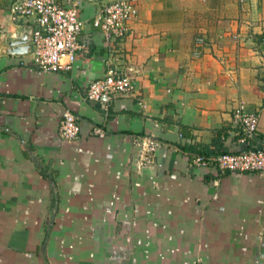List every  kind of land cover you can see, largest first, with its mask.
I'll use <instances>...</instances> for the list:
<instances>
[{"label":"crops","instance_id":"crops-1","mask_svg":"<svg viewBox=\"0 0 264 264\" xmlns=\"http://www.w3.org/2000/svg\"><path fill=\"white\" fill-rule=\"evenodd\" d=\"M76 1L88 19L113 0ZM9 3L0 0V264H264V175L195 168L186 148L223 129L236 151L239 104L258 113L264 144V18L244 21L231 0H141L115 64L135 91L91 104L87 87L107 67L99 37L68 69L43 72L10 52L29 22L10 20ZM65 112L78 120L72 142L58 133ZM143 136L161 146L139 167Z\"/></svg>","mask_w":264,"mask_h":264},{"label":"built area","instance_id":"built-area-1","mask_svg":"<svg viewBox=\"0 0 264 264\" xmlns=\"http://www.w3.org/2000/svg\"><path fill=\"white\" fill-rule=\"evenodd\" d=\"M8 16L12 21L25 20L30 31L27 53L33 66L43 72L68 69L76 54L86 50L93 35L99 37L107 51V67L103 78L91 82L85 99L100 104L122 97H130L135 85L130 75L117 68L116 60L122 57L120 46L129 33V24L138 16L141 0H113L97 7L88 17L82 16L81 5L76 0H9ZM243 5L246 0H236ZM89 27L88 29H86ZM200 44H204L201 39ZM66 59V60H65ZM238 149L220 155L203 156L191 153V166L199 169L213 168L220 174L258 173L264 175V144L257 146L256 132L259 115L239 104L234 110ZM58 133L66 142L78 139L80 129L76 116L65 112ZM95 134L102 136L97 129ZM138 148V166H150L161 143L154 137L143 136L134 142Z\"/></svg>","mask_w":264,"mask_h":264},{"label":"rangeland","instance_id":"rangeland-1","mask_svg":"<svg viewBox=\"0 0 264 264\" xmlns=\"http://www.w3.org/2000/svg\"><path fill=\"white\" fill-rule=\"evenodd\" d=\"M207 1H209V0H206V1L205 0H193V2H198V3H201V2L204 3ZM231 2H233L234 7L236 8L235 13H233V14H237V15L239 14V16H243L244 21L246 20L248 22V20H250L251 17H255L253 15L264 18V0H246L243 5L238 4L236 0H231ZM194 12L196 13V12H200V11L194 10ZM210 12H211V10L207 9L205 11H202L201 14H209ZM231 14H232V11L229 13V15H231ZM243 23L246 24V22H243ZM248 27H250V25H247L246 28H248ZM239 28H240V26H238V29H237L238 31H239ZM237 35H238V33H237ZM196 39H197V41L199 39H201L202 42H206V43L208 42L205 37L204 38L203 37L202 38L197 37ZM263 79H264V77H263Z\"/></svg>","mask_w":264,"mask_h":264},{"label":"trees","instance_id":"trees-1","mask_svg":"<svg viewBox=\"0 0 264 264\" xmlns=\"http://www.w3.org/2000/svg\"><path fill=\"white\" fill-rule=\"evenodd\" d=\"M258 40L264 41V36H259ZM221 131L223 129H219L216 131V136L213 138L211 144L209 145H191L187 146L186 148L194 153H198L203 156H210V155H220L228 153L227 148L223 145V139L221 138ZM230 152V151H229Z\"/></svg>","mask_w":264,"mask_h":264},{"label":"water","instance_id":"water-1","mask_svg":"<svg viewBox=\"0 0 264 264\" xmlns=\"http://www.w3.org/2000/svg\"><path fill=\"white\" fill-rule=\"evenodd\" d=\"M30 42V31L28 29L24 30L23 34L16 38L15 40L9 43V47H11L10 52H22L26 53L29 48ZM15 49V50H13ZM104 100V98H103Z\"/></svg>","mask_w":264,"mask_h":264}]
</instances>
